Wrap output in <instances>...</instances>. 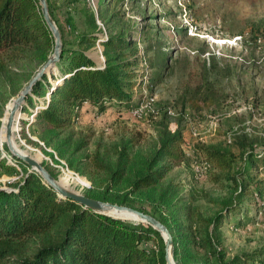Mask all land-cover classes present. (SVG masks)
Segmentation results:
<instances>
[{
	"label": "rangeland",
	"instance_id": "374dc122",
	"mask_svg": "<svg viewBox=\"0 0 264 264\" xmlns=\"http://www.w3.org/2000/svg\"><path fill=\"white\" fill-rule=\"evenodd\" d=\"M49 3L52 16L61 27L63 48L84 50L100 67L106 65L103 40L120 34L131 38L133 45L139 48L138 72L149 74L143 77L144 88L136 91V98L154 96L142 120L129 111L120 113L114 106L99 115L87 110L83 118L63 130L59 138L74 131L75 139L89 135V145L75 155L71 147H65L67 156L77 161L76 158H84L86 154L92 156L97 145H101L103 153L125 140L131 141L133 160L136 153L149 154L157 145L156 123L168 110L170 129L180 130L186 157L153 192L138 195L139 198L133 195L135 208H143L157 218L162 214L172 222L179 218L183 226L181 232L193 233L202 229L199 219L214 216L222 208V202L233 199L239 213L224 212L226 218L218 231L221 246L229 257L248 254L253 259L259 258L254 264L263 262L264 0H49ZM92 12L96 23L92 22ZM85 35H94L97 39L93 44L82 43ZM159 45L169 55L160 79L156 76ZM150 47L152 50L147 52ZM129 52L125 50L127 55ZM212 55L217 57L215 62L211 61ZM209 59L210 66H206ZM10 67L20 73L10 71L0 79V108L4 111L0 125V159L17 165L6 140L7 120L14 99L42 66L34 70L32 76L27 73L33 72L30 63H11ZM60 81L61 72L56 65L48 73L45 89ZM32 98L33 102L26 100L16 119L14 141L17 147L43 165H49L62 184L78 193L98 196L108 190L111 198H121L129 189L128 182L109 190L106 176L90 160L87 164L80 163L87 175L76 172L69 167L67 157L60 156L56 146H47L39 140L34 133L35 112H39L50 95L33 94ZM34 142H39L46 151ZM202 145H215L235 155L233 173L243 185L241 197L237 196L240 190L235 189V182L220 175L221 171L213 164L203 179L195 178L192 164L208 161L204 150L199 149ZM244 163L249 166L248 174L243 172ZM28 170L37 171L30 165ZM21 179L22 174H3L0 188L13 189ZM167 189L176 206L172 211L158 201L160 192ZM187 207L196 212L189 220L184 219ZM121 217L141 222L134 216ZM190 244L192 255L187 259L191 264H206L204 251ZM174 259L177 264L175 256Z\"/></svg>",
	"mask_w": 264,
	"mask_h": 264
},
{
	"label": "trees",
	"instance_id": "16d2710c",
	"mask_svg": "<svg viewBox=\"0 0 264 264\" xmlns=\"http://www.w3.org/2000/svg\"><path fill=\"white\" fill-rule=\"evenodd\" d=\"M91 15L92 22L96 23L95 14L92 12ZM83 37L82 43L93 44L97 39L94 35ZM102 44L106 57L104 67L98 66L82 49L63 48L56 64L61 81L45 89L48 83L46 74L34 86L27 100L33 102V94L44 96L49 93L50 99L39 107V112H35L34 133L47 146H56L60 156L67 157L71 169L87 175L80 163L87 164L90 160L106 176L109 190L125 181L129 183V189L121 198H111L108 190L102 195L87 196L135 208L132 196H146L153 192L186 157L180 130L173 132L170 129L168 110L156 123V147L149 154L136 153L135 160L130 151L131 141L125 140L113 144L112 150L103 153L101 145H97L92 156L86 154L74 161L67 156L65 147H71L73 155L80 153L89 145V135L75 139L72 131L59 138L61 132L79 122L87 110L99 115L114 106L123 113L140 106L144 100L136 98V91L144 88L143 77L149 74L138 72L139 48L133 45V40L122 34L110 35ZM54 47L53 33L38 0H0V79L12 71L11 63H30L33 72L27 73L32 76L34 70L49 59ZM128 49L129 55L125 53ZM151 50V47L147 48V52ZM157 58L159 71L156 76L160 79L169 61L168 52L161 45L157 48ZM216 58L212 55L211 61L215 62ZM211 61L209 59L206 66H210ZM3 112L0 108V125ZM4 146L9 151L6 143ZM199 149L204 150L210 164L221 171L220 175L235 182V189L240 190L237 196L241 197L244 188L233 173L235 155L215 145H202ZM244 154L242 158L246 161ZM14 159L18 166L5 158L0 159V176L22 174L21 181L13 189L0 188V264H167L165 241L151 225L99 213L72 198L60 197L38 171L30 172L25 161L16 156ZM44 166L58 178L49 165ZM247 169L249 166L244 163V174L249 173ZM260 195L263 196V192L260 191ZM158 201L171 211L176 207L169 189L160 192ZM222 205L214 216L199 219L202 229L193 233L181 232L183 226L179 218L172 222L162 214L158 217L172 233L177 264L192 263L187 259L192 255L190 243L204 251L206 264H254L259 260L248 254L229 257L223 250L218 231L226 218L224 212H239L233 199L222 202ZM136 209L146 212L140 207ZM184 209H187L184 219L193 218L196 212L191 207Z\"/></svg>",
	"mask_w": 264,
	"mask_h": 264
},
{
	"label": "water",
	"instance_id": "95a60500",
	"mask_svg": "<svg viewBox=\"0 0 264 264\" xmlns=\"http://www.w3.org/2000/svg\"><path fill=\"white\" fill-rule=\"evenodd\" d=\"M42 9V13L44 19L46 20L50 30L53 33L55 39V47L53 54L49 57V59L42 65V67L38 70V72L30 79L29 83L24 87L19 96L14 99L13 106L11 109V113L8 117L6 124V140L9 149L11 152L18 158L25 161L28 165H30L33 169L37 170L41 176L45 179L47 183H49L52 187H54L59 193L60 197L63 198H72L80 204L84 205L86 208L92 209L99 213H104L107 215H111L114 217L122 218L116 215L109 214L108 211L118 210V211H128L136 213L142 219L141 222L147 223L151 225L153 228L158 230L164 241H165V250H166V259L167 264H176L174 259V240L172 233L169 228L161 222L155 216L146 213L144 211L138 210L131 206L112 203L108 201H103L100 199L89 197L85 194L78 193L74 190L64 187L58 181V178L54 177L50 171L42 164L36 161L32 156L22 152L14 143V127L16 125L17 114L23 108V104L26 102L27 97L32 94L34 86L43 79V77L51 73L56 67L57 62L60 60L62 51H63V43H62V34L60 28L58 27L56 21L54 20L49 4L47 0H38Z\"/></svg>",
	"mask_w": 264,
	"mask_h": 264
},
{
	"label": "built area",
	"instance_id": "2783aa9c",
	"mask_svg": "<svg viewBox=\"0 0 264 264\" xmlns=\"http://www.w3.org/2000/svg\"><path fill=\"white\" fill-rule=\"evenodd\" d=\"M154 97V96H153ZM153 97L144 98L143 102L140 106H137L130 110V114H132L136 119H145L146 110H149L152 105ZM171 113V112H170ZM212 166L209 161H195L192 164V171L194 173L195 178L203 179L207 173L211 170Z\"/></svg>",
	"mask_w": 264,
	"mask_h": 264
},
{
	"label": "bare ground",
	"instance_id": "6f19581e",
	"mask_svg": "<svg viewBox=\"0 0 264 264\" xmlns=\"http://www.w3.org/2000/svg\"><path fill=\"white\" fill-rule=\"evenodd\" d=\"M19 116H20V113L18 112L17 117H19ZM17 119H18V118H17ZM17 127H18V126H17ZM16 130H17V128H16V125H15V127H14V132H16ZM13 140H14V137H13ZM14 143H15V141H14ZM36 161H37V160H36ZM38 162H39V161H38ZM39 163H40V162H39ZM58 181L60 182L61 185H63L64 187H66L64 184L61 183V181H60L59 179H58ZM66 188H68V187H66ZM69 189H70V188H69ZM71 190H72V189H71ZM108 213H109V214H112V215L119 216V217L124 216V215H127V216H129V217L132 216V218H133V216H134V217H136L137 219H139L140 221L142 220V219L140 218L139 215H137L136 213H133V212L112 210V211H108Z\"/></svg>",
	"mask_w": 264,
	"mask_h": 264
}]
</instances>
